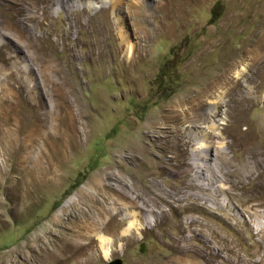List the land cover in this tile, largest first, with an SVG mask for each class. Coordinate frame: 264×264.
Returning <instances> with one entry per match:
<instances>
[{"label": "rangeland", "instance_id": "1", "mask_svg": "<svg viewBox=\"0 0 264 264\" xmlns=\"http://www.w3.org/2000/svg\"><path fill=\"white\" fill-rule=\"evenodd\" d=\"M119 1L94 10L39 0L50 11L43 66L15 29V0H0V264L76 263L47 253L78 227L87 246L76 264H211L208 252L230 239L236 256L264 255L254 244L264 241V0ZM72 114L73 141L61 124ZM38 115L56 145L45 180L15 152V129L35 135ZM206 129L215 133L197 136ZM204 146L216 169L197 173ZM97 181L105 192L90 199Z\"/></svg>", "mask_w": 264, "mask_h": 264}, {"label": "bare ground", "instance_id": "2", "mask_svg": "<svg viewBox=\"0 0 264 264\" xmlns=\"http://www.w3.org/2000/svg\"><path fill=\"white\" fill-rule=\"evenodd\" d=\"M50 1L51 0H46L48 5H49ZM117 1H119V0H117ZM38 2H39V0H22V1L21 0H15V29L23 34L24 38L26 39L25 46L27 48H34L36 50L41 51L43 56L38 57V59L40 61L39 64H43V66H44V64L50 65V60H48L49 58L47 57V53H46L47 49H45V50L41 49V47L43 45H42L40 39L42 36H44V37L46 36L45 30L47 31V29L43 26H44L46 17L47 16L49 17L50 11L45 9V7L38 6ZM107 2H109V0H100V1H98V0H75V1L74 0H65V1L60 0L59 6H60V8H65V6L70 7V6H74V5L86 6L89 9L95 10V9L100 8L103 5L107 4ZM117 4H120V3L114 4V8H118ZM28 8L38 9L40 14L38 16H34L33 18H28V17L21 18L20 15L24 11H26ZM1 11L2 10H0V12ZM0 21H1V19H0ZM28 21H29V23H28L29 25L28 24L24 25V23L28 22ZM115 21H117V22L121 21L120 14H118L117 12H115ZM40 29L42 30V34L39 36V35H37V31ZM262 48H264V46ZM131 50H132V46L128 45L126 47V51H125L127 56H129V54L131 53ZM263 51H264V49H263ZM262 52H260V54ZM248 53H249V49L246 51H243L242 55L244 56L245 54L247 55ZM260 54L258 53V57ZM242 55L240 54L239 57L240 56L242 57ZM235 58H237V57L234 56V58H232L234 60H231V62H230L231 68L233 66H235L237 63V59L235 60ZM262 65L264 66V64H262ZM56 67H57V69L55 71L59 75V78H62L63 75L60 76V74L63 73V69H62L63 67L60 65V63H59V65H56ZM260 70H261V67H260ZM263 73H264V71H263ZM49 79H51V74H49ZM213 84H214V86L215 85L217 86L218 81L216 83H213ZM37 117L40 119L39 115ZM60 118H63V117H60ZM53 119L54 118L52 117V123L50 124V129H51V125L53 126V124H54ZM69 121H70V125H69ZM61 122H62L61 124H64V135H66L67 133H70V140L73 141L77 135L76 133L79 131L78 125H77V123H78L77 122V115L72 114V115H70V117L66 116V118L64 120H62ZM21 123H22V121H21ZM15 124H16V126L19 125V120L16 117H15ZM47 125H48L47 120L45 121V120L40 119V126H39L38 132L37 133L35 132V135L33 132V133H31L30 136H27V135L22 136L21 133H19V130L15 129V152L20 150V151H26L28 153V156H29L28 158L31 159L32 162H30L31 164L28 163L30 166H26V167L24 165L23 166H24L25 170H26V168L30 169L29 173L31 174L33 179H35V178L36 179H42V180H43V178H44V180L48 179L49 178L48 175L50 174L51 169L53 167V164H52L53 155L52 154L49 155V153L47 151L51 147L52 148L56 147V145L54 142H50L52 145L48 146L46 141H45L46 137L48 136L47 129H46V128H48ZM67 125L69 126L68 128H66ZM21 132H22V130H21ZM212 133H215V132H211L208 129L202 130V131L201 130L196 131L197 136L202 137V138H205L207 135L212 134ZM33 136H34V140H36L40 143V145H39L40 148L37 150L38 152L36 154L33 150V147L29 143V139ZM200 146L203 147L202 143L200 144ZM209 149H210L209 147H205L200 152L197 151V149H194V152L196 153L195 155H197V153L198 154L204 153L205 156L208 158L204 162L201 163V162H199V159L197 157H194L193 165L196 168L197 173H198V171H201L205 168L206 169L209 168V169H213V170L216 169L215 165L209 162V157H208L209 156ZM110 178L112 180H114L115 182H117V184H119V183L124 184L123 174L121 171L111 172ZM196 178H201V175L200 176L197 175ZM94 186H95L94 191L91 192V194L87 193L88 198L90 197V199L92 196L97 198L100 195V193L105 192V190H103L104 188L100 187L101 185H100L99 181H97ZM113 186H115V184H113ZM118 187H119V185H118ZM24 192H25V190H24ZM120 194H121V196H124V197H130V191H128L126 189L121 190ZM130 203L134 206H139L137 199H131ZM103 204H104V202H103ZM96 209L97 208L95 207V205L90 204L89 208L86 210V213H88L90 215V218H92L94 220H96V218L98 217ZM195 220H196V218L193 219L192 221H195ZM131 226H133V223H130V227ZM60 234H61V236L59 237L58 241H55V243L53 244L54 249H49V252L47 253L48 258L52 259V261L53 260L57 261L58 259L63 258V259L68 260V259L73 257V258H75L74 260L75 261L77 260V262H78L79 258H77V257L79 255V253L83 250V247L87 246L86 244L84 246H82V245H79L77 243L78 242L77 239H80V237H82V227H78L77 231H74V230L69 231V232L62 231ZM219 242H221L220 243L221 247L217 246L218 248H216L214 251L210 250V252H208L209 253V261L211 262V264H214L216 256H222V263L221 264H264V255H261V256L256 257V258L251 257L252 254H250V253H247L244 256H236L237 252L239 251V246H237L235 240H231V239L230 240H223V241L220 240ZM254 244H257L258 246L264 247V241L259 242V243H254ZM221 252L223 253L222 255H221ZM105 254L107 256H111L110 255L111 254L110 249H106ZM76 263H73V264H76Z\"/></svg>", "mask_w": 264, "mask_h": 264}]
</instances>
